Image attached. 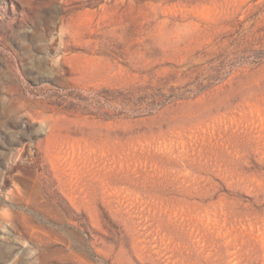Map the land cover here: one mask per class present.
<instances>
[{"label":"rangeland","instance_id":"rangeland-1","mask_svg":"<svg viewBox=\"0 0 264 264\" xmlns=\"http://www.w3.org/2000/svg\"><path fill=\"white\" fill-rule=\"evenodd\" d=\"M0 264H264V0H0Z\"/></svg>","mask_w":264,"mask_h":264}]
</instances>
